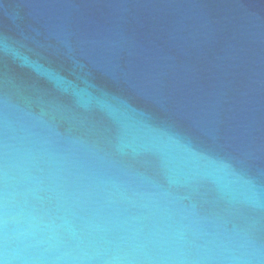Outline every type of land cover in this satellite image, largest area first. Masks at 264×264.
<instances>
[{
  "label": "water",
  "instance_id": "obj_1",
  "mask_svg": "<svg viewBox=\"0 0 264 264\" xmlns=\"http://www.w3.org/2000/svg\"><path fill=\"white\" fill-rule=\"evenodd\" d=\"M0 264H264V0H0Z\"/></svg>",
  "mask_w": 264,
  "mask_h": 264
}]
</instances>
